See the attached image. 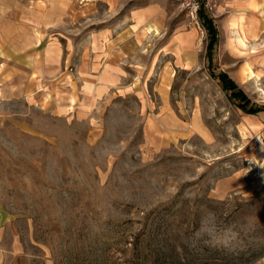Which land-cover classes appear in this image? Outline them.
Returning a JSON list of instances; mask_svg holds the SVG:
<instances>
[{"label": "rangeland", "instance_id": "obj_1", "mask_svg": "<svg viewBox=\"0 0 264 264\" xmlns=\"http://www.w3.org/2000/svg\"><path fill=\"white\" fill-rule=\"evenodd\" d=\"M212 2L215 70L264 104V31ZM1 14L0 231L28 264H264V112L211 75L186 0Z\"/></svg>", "mask_w": 264, "mask_h": 264}, {"label": "trees", "instance_id": "obj_2", "mask_svg": "<svg viewBox=\"0 0 264 264\" xmlns=\"http://www.w3.org/2000/svg\"><path fill=\"white\" fill-rule=\"evenodd\" d=\"M199 17L209 36L206 58L211 75L218 78L222 88L228 92L230 100L239 108L247 113L264 112V104L254 103L246 91L227 71L223 69L218 71L215 70V48L220 39L219 28L214 16L208 12L204 2H201L199 6Z\"/></svg>", "mask_w": 264, "mask_h": 264}, {"label": "crops", "instance_id": "obj_3", "mask_svg": "<svg viewBox=\"0 0 264 264\" xmlns=\"http://www.w3.org/2000/svg\"><path fill=\"white\" fill-rule=\"evenodd\" d=\"M242 16L247 20L245 23L251 28L253 32L264 31V0H243ZM1 7H4V5ZM9 18L0 16V35L4 39V33L8 36L9 30L5 29L4 24L7 25ZM1 39V38H0ZM3 47V46H2ZM2 50H4L2 48ZM3 59L4 53L0 54ZM1 59V62H2ZM1 73L3 72V66H0ZM4 79L2 78V81ZM1 83V82H0ZM6 221V220H5ZM3 222V223H2ZM8 225L4 222V215H1L0 226ZM1 228V227H0ZM29 260L25 253V250L20 245L19 241L7 242L3 240L2 233L0 231V264H28Z\"/></svg>", "mask_w": 264, "mask_h": 264}, {"label": "built area", "instance_id": "obj_4", "mask_svg": "<svg viewBox=\"0 0 264 264\" xmlns=\"http://www.w3.org/2000/svg\"><path fill=\"white\" fill-rule=\"evenodd\" d=\"M201 2H204L206 7L213 6L212 0H186L188 11L196 20L199 19V6Z\"/></svg>", "mask_w": 264, "mask_h": 264}]
</instances>
